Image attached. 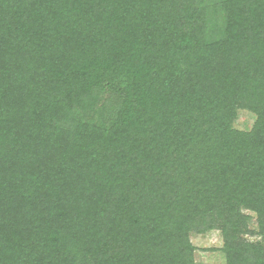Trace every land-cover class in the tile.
Wrapping results in <instances>:
<instances>
[{"label": "trees", "instance_id": "trees-1", "mask_svg": "<svg viewBox=\"0 0 264 264\" xmlns=\"http://www.w3.org/2000/svg\"><path fill=\"white\" fill-rule=\"evenodd\" d=\"M212 231L264 264V0H0V264H196Z\"/></svg>", "mask_w": 264, "mask_h": 264}, {"label": "rangeland", "instance_id": "rangeland-1", "mask_svg": "<svg viewBox=\"0 0 264 264\" xmlns=\"http://www.w3.org/2000/svg\"><path fill=\"white\" fill-rule=\"evenodd\" d=\"M255 122V116L247 111H240L235 124L239 130H250ZM255 241V237H248ZM191 242L196 248V264H226L225 255L222 252L223 238L219 231H212L206 234H193Z\"/></svg>", "mask_w": 264, "mask_h": 264}]
</instances>
